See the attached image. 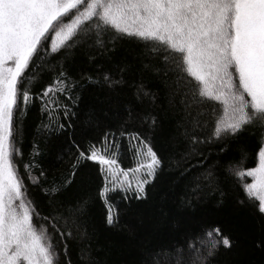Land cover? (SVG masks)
Segmentation results:
<instances>
[{
  "label": "snow or ice",
  "instance_id": "obj_1",
  "mask_svg": "<svg viewBox=\"0 0 264 264\" xmlns=\"http://www.w3.org/2000/svg\"><path fill=\"white\" fill-rule=\"evenodd\" d=\"M121 40L143 45L137 56L155 88L143 78L129 85L127 64L111 66ZM78 47L86 67L69 63ZM126 86L132 93L123 113L81 111L86 90L114 100ZM32 104L45 142L52 135L70 141L67 168L52 177L36 162L35 143L23 174L16 162L24 156L17 113ZM162 114L173 128L158 147L153 134ZM78 121L99 135L77 140ZM249 130L260 137L255 166L221 163V154ZM125 137L136 157L130 168L119 160ZM86 162L99 166L94 190ZM165 172L173 175L181 207L223 197L221 176L251 178L242 191L264 216V0H0V264H104L95 255L89 207L103 201V221L116 227L110 194L146 198V185ZM30 187L39 189L42 206L30 198ZM231 245L220 225L203 222L182 239L141 246L133 264H211L221 246ZM70 246L78 248L75 261ZM253 246L264 250V235Z\"/></svg>",
  "mask_w": 264,
  "mask_h": 264
},
{
  "label": "trees",
  "instance_id": "obj_2",
  "mask_svg": "<svg viewBox=\"0 0 264 264\" xmlns=\"http://www.w3.org/2000/svg\"><path fill=\"white\" fill-rule=\"evenodd\" d=\"M67 22V21H65ZM79 37H73L78 39ZM51 43V36L48 44ZM70 44V42H68ZM143 45L133 40H121L111 56V66L127 64L124 73L125 80L130 85L133 81L143 78L148 88H155L156 82L150 72L143 70L137 52ZM74 56L69 63L73 67H86L85 56L82 48L74 50ZM38 87V85H37ZM132 89L125 87L124 94L118 99L110 100L102 90H86L80 101L81 111L89 108L96 110V114L102 117L105 109L115 112L119 109L123 113L124 104L131 99ZM219 103V102H217ZM22 121L21 143L18 145L24 154L23 160L19 157L16 162L23 174V163L29 160L33 152V144L38 145L36 162L46 170L49 177L62 173L70 159V141L65 135H52L45 142L42 134L36 131V125L40 122V115L35 104L26 110V114L17 113ZM119 117H113L115 122ZM83 117H81V120ZM138 125L130 127L129 131L137 130ZM173 121L170 117L161 115L160 124L153 134L155 146H163L171 134ZM99 130L85 129L78 121L75 131L77 140L87 141L89 138L97 137ZM260 145V137L252 130L243 132L238 139L231 143L227 153L221 154V163L231 161L239 168L255 166L257 152ZM128 139H120V166L124 168L133 167L136 162L134 153L130 150ZM86 172L92 175V189L101 182L98 175V165L86 162ZM173 175L161 173L154 183L146 185V198L137 200L119 199V192L110 194V199L117 204L119 223L116 227H108L103 221L105 208L103 201L96 199L88 209L89 230L96 229L94 247L97 248L95 255L104 264H133L137 258L141 246L146 244H160L169 242L172 238H183L185 232H196L203 222H215L220 225L225 235L232 240L230 248L221 246L211 264H264V250L253 246V241L264 235V216L259 214L253 207L243 191L241 184L250 182L229 179L223 180L221 176V188L224 196L219 193L206 196L204 199L194 201L192 207H181L179 205L176 190L172 185ZM25 183H28L25 181ZM35 203L43 205V197L39 189L29 188ZM94 194V193H93ZM131 196V194H129ZM243 200L244 203L240 201ZM222 201V202H218ZM258 203V202H257ZM46 210V209H45ZM39 226V221H34ZM73 260H76L78 248L70 246Z\"/></svg>",
  "mask_w": 264,
  "mask_h": 264
}]
</instances>
